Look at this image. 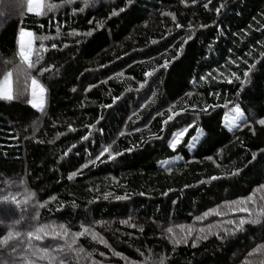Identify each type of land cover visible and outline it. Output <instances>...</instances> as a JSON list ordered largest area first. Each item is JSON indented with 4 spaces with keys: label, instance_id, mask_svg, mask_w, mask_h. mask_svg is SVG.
<instances>
[{
    "label": "trees",
    "instance_id": "16d2710c",
    "mask_svg": "<svg viewBox=\"0 0 264 264\" xmlns=\"http://www.w3.org/2000/svg\"><path fill=\"white\" fill-rule=\"evenodd\" d=\"M46 3L0 0V264H264V0Z\"/></svg>",
    "mask_w": 264,
    "mask_h": 264
},
{
    "label": "snow or ice",
    "instance_id": "6c2138e0",
    "mask_svg": "<svg viewBox=\"0 0 264 264\" xmlns=\"http://www.w3.org/2000/svg\"><path fill=\"white\" fill-rule=\"evenodd\" d=\"M69 2H71V0H69ZM193 2H195V0H193ZM55 7H56L55 4L46 3V0H28V11L32 12V13L38 15V16L39 15H46L48 12L53 11V9ZM205 7H207V5H205ZM121 11H123V9H121ZM116 14H118V13H116V12L113 13V15H116ZM20 35H21V38H23L25 36H28V37H33L34 36L33 33H31V32H27L26 33L23 30L21 31ZM32 43H34V41L30 40L29 43H28V46L25 47V45L23 44V41H22L21 47H20V51H19V55H20L22 61L24 63H26L29 68L34 67V64L31 61L32 53H31V50H30ZM41 47H43V45H41ZM53 47H55V45H53ZM43 71H48V69H43ZM11 76H12V73L8 72L4 76V79L2 81H0V99L12 100V99L15 98V96L13 94ZM31 84H32V95H33V97H35L37 95V91H38L39 96H40V103L36 104V103H33L31 100L29 101V103H32L33 107H39V108L42 109L43 108L44 97L46 96V89L43 87L42 84H40L38 82V80L35 77L32 78ZM234 112L237 114V118H242V113H240L239 107H236L234 109ZM259 123L261 125H264V120H260ZM234 126H236V125H235V123L233 121V122L230 123V127H234ZM182 135H183V133L178 134V136H182ZM193 139H196V138L194 137ZM178 142H179L178 139L174 140L172 142L171 146L173 147V149H175L176 144ZM163 163H167V162L165 161ZM249 199H251V198H249ZM240 203H243V202L241 201ZM241 211L247 212L248 210L247 209H241ZM249 215H252V214L249 213ZM257 216H264V208H261L259 210V212L257 213ZM248 222L257 223L259 221L258 220L249 221L246 218H242L238 223H236L235 227H236L237 230H239L245 223H248ZM229 223H233V222L229 221ZM60 227L63 230V226H60ZM43 231H44L43 228L36 229V232H43ZM88 231L89 230L87 228H85L83 230V232L74 234V238L72 240V244L75 243V237L84 235ZM171 231H172V229H169V232H171ZM56 235L60 236V233H56ZM67 235H68L67 230H63V236H61V238L65 237ZM27 236L30 238L29 239V243H31V238L34 237V233L33 232H28ZM11 237H12V234L9 233V236L7 238H5V240L3 242L7 243V239H9ZM34 238L36 240L41 239V237L38 236V235H36ZM93 238L95 239L96 237L94 236ZM68 247L71 248V244H69ZM43 251H44L45 254H47L48 250L44 249ZM59 251H63V249L61 248V249H59ZM60 264H63V260L60 261Z\"/></svg>",
    "mask_w": 264,
    "mask_h": 264
},
{
    "label": "rangeland",
    "instance_id": "374dc122",
    "mask_svg": "<svg viewBox=\"0 0 264 264\" xmlns=\"http://www.w3.org/2000/svg\"><path fill=\"white\" fill-rule=\"evenodd\" d=\"M27 11H28V5H27V9H26ZM28 13H32V12H29L28 11ZM32 14H34V13H32ZM24 32H30V31H27V30H23ZM32 33V32H31ZM30 40H32V41H34V43H32V45H31V53H32V55H31V59H32V57H33V53H34V47H35V37L33 36V37H28V36H25V37H23V38H21V35H20V39H19V44H18V50L20 51V47H21V43H22V41H23V44L25 45V47H27L28 46V43H29V41ZM20 70V72H23V70L22 69H19ZM3 79H4V76L2 77ZM2 79V80H3ZM2 80H0V81H2ZM38 80V79H37ZM11 81H12V88H13V78H12V76H11ZM38 82L40 83V84H42L39 80H38ZM44 87V86H43ZM45 88V87H44ZM13 92H14V90H13ZM31 101L33 102V103H36V104H39L40 103V96H39V93H38V91H37V95L35 96V97H33V95H32V84H31ZM45 104H46V96L44 97V102H43V107H45ZM30 105H31V107H33L32 106V103H30ZM35 109H38V110H43V108L41 109V108H39V107H34ZM235 109V108H234ZM234 109H232L231 111H229V113L227 114V116H226V118H225V124L229 127V129H235L236 127H238V124L239 123H241V122H243V120L245 119L244 118V114L240 111V113H242V118H237V114L234 112ZM234 121V123H235V125L236 126H234V127H230V123L231 122H233ZM180 133H183V135L182 136H178V134H180ZM185 136H186V132L185 131H182V132H179V133H177L175 136H174V138H173V141L174 140H179V142L176 144V147H178L181 143H183V140H184V138H185ZM203 136V133L202 132H200L197 136H196V139H194V143L191 145V148H195V146L198 144V141H200V139H201V137ZM172 141V142H173ZM172 142H170L171 143V145H172ZM175 147V148H176ZM174 162V161H173ZM167 163H169V162H167ZM166 163H163V165H165ZM220 214H221V211H220ZM219 222V220H213L212 221V223L210 224V226H208V227H206V226H204V227H201V226H198V228H196V229H194L193 228V232L194 233H196V234H198L199 236L198 237H196L197 239H198V241H201L202 239H205V238H208V237H210L211 235H214V234H217L218 233V231L217 230H220V227H219V224L220 223H218ZM226 224V223H225ZM229 224V226H230V223H228ZM227 225V224H226ZM190 228H192V227H190ZM202 228H204V229H202ZM223 229V228H222ZM177 230V229H176ZM175 231V230H174ZM178 231V230H177ZM264 248H262V249H258V251H262ZM252 260H255V261H252L253 263H258L259 262V260H257V258L256 257H253L252 258Z\"/></svg>",
    "mask_w": 264,
    "mask_h": 264
}]
</instances>
